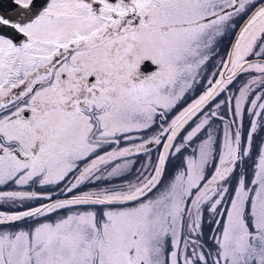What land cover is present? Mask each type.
Masks as SVG:
<instances>
[{
    "label": "snow or ice",
    "instance_id": "snow-or-ice-1",
    "mask_svg": "<svg viewBox=\"0 0 264 264\" xmlns=\"http://www.w3.org/2000/svg\"><path fill=\"white\" fill-rule=\"evenodd\" d=\"M13 3L0 264H264V0Z\"/></svg>",
    "mask_w": 264,
    "mask_h": 264
},
{
    "label": "rangeland",
    "instance_id": "rangeland-1",
    "mask_svg": "<svg viewBox=\"0 0 264 264\" xmlns=\"http://www.w3.org/2000/svg\"><path fill=\"white\" fill-rule=\"evenodd\" d=\"M215 61H216V59L212 60V61L209 63V65H208L209 70L212 69V66H213V64L215 63ZM242 79H243V77H241V80H242ZM237 83H239V81H238ZM248 119H249V118H248L247 116H245V119H244V128H243V130H242V135H244L245 137H246V133H247V130H248V127H249ZM217 123H218V122H217ZM213 128H214V129H217V134H218V135H219V134H222V133H221V130L217 128V124H213ZM261 142H264V131H262V130H260V129L258 128L257 133L255 134L254 143H255V144H259V143H261ZM121 146H126V145H125V142L122 141V142H121ZM151 155H152V158L155 159V156H156V150H155L154 147H153V149H152V153H151ZM132 159L136 161V163H135V167H136V168H139V167L141 166V164L144 163V161L147 159V156H146V155H141V156H138V157H132ZM180 162H181V157L177 156V157H175V158H172V159L170 160V163H169V170L172 169L173 165H175V166H179ZM251 163H252V161H251V160H248L245 164H241V165H240V168L243 169L244 167H248V168L250 169V168H251ZM131 178H132L131 176L128 177V179H131ZM106 182H107V181H106ZM112 182H113V183H119V180H114V181H112ZM107 183H108V182H107ZM3 188H5V190H4ZM9 190H16V186L13 185V184H9V185H7V186H0V191H9ZM30 190L44 191V190H42V189L35 188V186H34L32 189H30ZM58 192H59V189H57V190L53 193V195H55V194L58 193ZM2 206H5V207H11V206H8V205H2ZM11 208H12V207H11ZM13 212H15V211H13ZM54 218H55V217H53V219H54ZM32 223H35V221L24 222L23 224H20V225H17V226H13V227H14V228H18V227H27L29 224H32Z\"/></svg>",
    "mask_w": 264,
    "mask_h": 264
},
{
    "label": "trees",
    "instance_id": "trees-1",
    "mask_svg": "<svg viewBox=\"0 0 264 264\" xmlns=\"http://www.w3.org/2000/svg\"><path fill=\"white\" fill-rule=\"evenodd\" d=\"M197 91H198V89H197ZM101 183H107V182L104 181V182H96V183H87L86 185H84L82 187L84 190H88L90 188H95L98 184H101ZM3 189L5 190V188H3ZM58 195H59V192L56 193L54 196H58ZM40 203H42V202L41 201H33V202H30V205L31 206H37ZM26 206H28V205H25L22 207H12L11 208V207H5V206L0 205V210L7 211V212L21 211V210H24V207H26ZM24 222H28V221L16 222V224L12 225L11 227L23 224Z\"/></svg>",
    "mask_w": 264,
    "mask_h": 264
},
{
    "label": "flooded vegetation",
    "instance_id": "flooded-vegetation-1",
    "mask_svg": "<svg viewBox=\"0 0 264 264\" xmlns=\"http://www.w3.org/2000/svg\"><path fill=\"white\" fill-rule=\"evenodd\" d=\"M13 1L10 0H1L0 1V11L2 13L8 14V15H12L13 13V9L15 4L12 3ZM227 44V40L225 41V45ZM225 45H221V48L225 47ZM216 59L215 57L213 58V60Z\"/></svg>",
    "mask_w": 264,
    "mask_h": 264
},
{
    "label": "water",
    "instance_id": "water-1",
    "mask_svg": "<svg viewBox=\"0 0 264 264\" xmlns=\"http://www.w3.org/2000/svg\"><path fill=\"white\" fill-rule=\"evenodd\" d=\"M1 1V0H0ZM10 1H13V0H10ZM45 2V0H36V3H37V5H42L43 3ZM13 3V2H12ZM14 4V3H13ZM16 6H14V8H15ZM0 13H2L1 11H0ZM13 14V13H12Z\"/></svg>",
    "mask_w": 264,
    "mask_h": 264
}]
</instances>
